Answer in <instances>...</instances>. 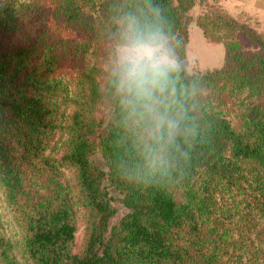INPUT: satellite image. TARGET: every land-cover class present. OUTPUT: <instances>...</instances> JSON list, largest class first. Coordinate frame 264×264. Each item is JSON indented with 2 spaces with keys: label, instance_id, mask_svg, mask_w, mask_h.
Listing matches in <instances>:
<instances>
[{
  "label": "trees",
  "instance_id": "1",
  "mask_svg": "<svg viewBox=\"0 0 264 264\" xmlns=\"http://www.w3.org/2000/svg\"><path fill=\"white\" fill-rule=\"evenodd\" d=\"M113 3L0 0V264H264V22L163 0L181 54L194 22L223 61L197 71L208 138L183 179L134 186L101 70Z\"/></svg>",
  "mask_w": 264,
  "mask_h": 264
},
{
  "label": "clouds",
  "instance_id": "2",
  "mask_svg": "<svg viewBox=\"0 0 264 264\" xmlns=\"http://www.w3.org/2000/svg\"><path fill=\"white\" fill-rule=\"evenodd\" d=\"M108 24L101 70L126 157L113 169L134 186L178 184L207 141L212 89L181 54L163 0H114Z\"/></svg>",
  "mask_w": 264,
  "mask_h": 264
},
{
  "label": "rangeland",
  "instance_id": "3",
  "mask_svg": "<svg viewBox=\"0 0 264 264\" xmlns=\"http://www.w3.org/2000/svg\"><path fill=\"white\" fill-rule=\"evenodd\" d=\"M62 35L68 38L77 37L76 33L73 34L67 31H63ZM223 54L224 46L222 43L208 42L194 22L190 25L186 59L196 71L220 66L223 61ZM92 159L96 164L103 166L100 152L96 151ZM107 191L112 197H117L118 195L117 191L111 187H108ZM113 205L116 207V214L112 218L111 223L116 222L126 212V209L119 203L113 201Z\"/></svg>",
  "mask_w": 264,
  "mask_h": 264
},
{
  "label": "crops",
  "instance_id": "4",
  "mask_svg": "<svg viewBox=\"0 0 264 264\" xmlns=\"http://www.w3.org/2000/svg\"><path fill=\"white\" fill-rule=\"evenodd\" d=\"M218 2L232 15L241 13L264 22V0H218Z\"/></svg>",
  "mask_w": 264,
  "mask_h": 264
}]
</instances>
